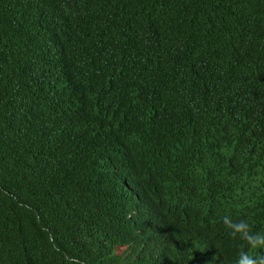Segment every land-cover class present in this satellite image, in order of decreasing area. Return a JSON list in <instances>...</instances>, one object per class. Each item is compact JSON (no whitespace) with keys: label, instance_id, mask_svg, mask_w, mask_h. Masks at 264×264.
Masks as SVG:
<instances>
[{"label":"trees","instance_id":"1","mask_svg":"<svg viewBox=\"0 0 264 264\" xmlns=\"http://www.w3.org/2000/svg\"><path fill=\"white\" fill-rule=\"evenodd\" d=\"M240 221L264 235V0H0V264L264 257Z\"/></svg>","mask_w":264,"mask_h":264},{"label":"clouds","instance_id":"2","mask_svg":"<svg viewBox=\"0 0 264 264\" xmlns=\"http://www.w3.org/2000/svg\"><path fill=\"white\" fill-rule=\"evenodd\" d=\"M228 226L232 230V235H239L241 239L248 243L249 247L258 248L264 246V235L251 232L245 222L230 223ZM236 264H264V257H255L250 255L249 252L241 250Z\"/></svg>","mask_w":264,"mask_h":264},{"label":"rangeland","instance_id":"3","mask_svg":"<svg viewBox=\"0 0 264 264\" xmlns=\"http://www.w3.org/2000/svg\"><path fill=\"white\" fill-rule=\"evenodd\" d=\"M123 248H117L115 249L117 252L121 251Z\"/></svg>","mask_w":264,"mask_h":264}]
</instances>
